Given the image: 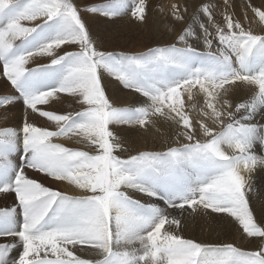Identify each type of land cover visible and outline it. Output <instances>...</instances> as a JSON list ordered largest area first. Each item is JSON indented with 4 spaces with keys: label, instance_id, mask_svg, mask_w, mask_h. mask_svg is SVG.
<instances>
[{
    "label": "snow or ice",
    "instance_id": "obj_1",
    "mask_svg": "<svg viewBox=\"0 0 264 264\" xmlns=\"http://www.w3.org/2000/svg\"><path fill=\"white\" fill-rule=\"evenodd\" d=\"M82 11L109 19L127 11L147 23L151 5L0 0V77L13 90L0 108L25 112L18 127L0 130V192L16 199L0 210V264H264V219L257 223L249 196L254 173L264 178V5L247 0L242 19L217 20L200 0L174 42L142 53L101 50ZM186 12L173 5V22H186ZM108 77L139 104L115 106ZM194 88L203 98L195 116L185 104ZM239 88L251 95L234 103ZM62 93L79 110L38 107L62 104ZM161 121L175 128V145L135 154L110 127L148 132ZM28 169L79 194L45 186ZM213 214L257 238L256 249L181 235L189 217Z\"/></svg>",
    "mask_w": 264,
    "mask_h": 264
},
{
    "label": "bare ground",
    "instance_id": "obj_2",
    "mask_svg": "<svg viewBox=\"0 0 264 264\" xmlns=\"http://www.w3.org/2000/svg\"><path fill=\"white\" fill-rule=\"evenodd\" d=\"M80 9L89 6L100 7L108 2V0H73ZM255 5H264V0H252ZM204 4H208L214 8V16L217 20H222L224 14H233L237 18H243L244 11L247 5V0H203ZM200 0H150L151 12L147 23H141L131 17L127 11L122 12L119 16L109 19L101 13H86L81 15L86 18L90 27L91 34L97 42V46L101 50L114 52H132L142 53L149 48H155L167 43L174 42L178 32H182L189 24H191L192 17L198 11ZM178 6L181 9L187 8L185 13L186 22H173L171 15L172 6ZM248 16L251 18V11L248 10ZM206 19V17H201ZM27 26H32L25 22ZM195 27H198L196 25ZM253 30L260 32V27L253 23ZM201 50L203 48L201 47ZM39 62L47 63V58H37ZM30 66H34L30 64ZM107 93L109 97L115 102L117 107L137 106L141 101V97L133 94L130 90L124 89L123 86L116 82L113 78L108 77ZM12 89L6 83L3 77H0V95L12 94ZM194 92V91H193ZM251 93L246 88H239L229 99H233L234 103H239L241 99H248ZM66 97L62 104H54L50 108L49 105H39L38 107L44 110L53 111H74L79 110L74 104L72 98L67 94H61ZM192 100L189 101L185 93L186 108L195 116L203 107L202 94H197V89L192 93ZM50 101V105H53ZM25 116L22 106L16 105L11 111H6L0 108V130L6 128H16L20 125ZM31 119H36L33 115ZM261 118L258 115L257 120ZM43 124V118L37 121ZM115 133L126 143V146L135 154V150H154L160 151L166 148L171 143L175 145V128L170 127L168 123L163 121L158 122L156 127L151 131L145 132L138 128L123 125L110 126ZM56 142L64 143L74 147L84 148L81 144H76L66 138H60ZM259 151V150H257ZM19 156V153H17ZM14 158V157H13ZM31 178L37 179L45 186L66 192L67 194H79V190L74 185L67 181H55L43 174H37L31 169L26 170ZM253 190L249 193L250 206L253 209L254 217L257 223L264 219V178L261 179L260 171L257 170L253 175ZM0 192V210L9 209L15 206L16 199L14 194H3ZM135 199L146 200L147 198L141 194H135ZM175 214V213H174ZM226 214H213L212 216L194 215L189 217L184 230L181 232L185 238L194 239L198 242L204 243H232L237 247L245 250H255L256 244L254 239H245L242 235V230L238 225L231 222V218L219 219ZM18 220L22 222L23 217L18 216ZM11 239V238H7ZM3 242V241H0ZM84 258H90L91 253H78Z\"/></svg>",
    "mask_w": 264,
    "mask_h": 264
},
{
    "label": "rangeland",
    "instance_id": "obj_3",
    "mask_svg": "<svg viewBox=\"0 0 264 264\" xmlns=\"http://www.w3.org/2000/svg\"><path fill=\"white\" fill-rule=\"evenodd\" d=\"M193 91L195 92V88L192 90V93H194ZM3 194H4V193H3ZM3 194H2V195H3Z\"/></svg>",
    "mask_w": 264,
    "mask_h": 264
}]
</instances>
